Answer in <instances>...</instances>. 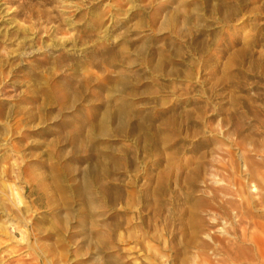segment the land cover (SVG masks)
I'll use <instances>...</instances> for the list:
<instances>
[{
    "label": "rangeland",
    "instance_id": "obj_1",
    "mask_svg": "<svg viewBox=\"0 0 264 264\" xmlns=\"http://www.w3.org/2000/svg\"><path fill=\"white\" fill-rule=\"evenodd\" d=\"M0 264H264V0H0Z\"/></svg>",
    "mask_w": 264,
    "mask_h": 264
}]
</instances>
